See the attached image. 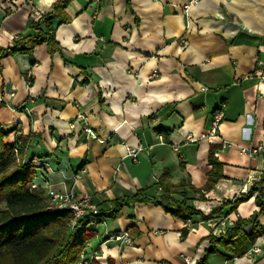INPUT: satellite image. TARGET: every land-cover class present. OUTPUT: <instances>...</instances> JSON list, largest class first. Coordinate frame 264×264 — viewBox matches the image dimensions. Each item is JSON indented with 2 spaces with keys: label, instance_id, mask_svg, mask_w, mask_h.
<instances>
[{
  "label": "crops",
  "instance_id": "crops-1",
  "mask_svg": "<svg viewBox=\"0 0 264 264\" xmlns=\"http://www.w3.org/2000/svg\"><path fill=\"white\" fill-rule=\"evenodd\" d=\"M57 1L0 0V49L37 35L31 22ZM67 13L72 22L57 29L63 54L51 57L43 44L0 59V124L14 131L8 143L33 136L28 157L39 163L36 183L57 192L74 188L109 209L139 189L159 196L160 178L169 173L172 183L195 187L186 188L188 202L205 215L251 189L237 210L219 216L234 224L260 211L264 0H74ZM218 111L224 116L210 137ZM158 129L169 131L168 139ZM211 147L224 178L207 190ZM192 221L188 226L161 207L135 204L97 228L104 239L128 231L133 245L99 235L94 247L110 243L116 264H186V257L197 264L211 248L216 221L198 215ZM258 221L262 235L253 244L245 238L254 228L245 226L242 244L218 246L209 264H264V214Z\"/></svg>",
  "mask_w": 264,
  "mask_h": 264
},
{
  "label": "trees",
  "instance_id": "trees-1",
  "mask_svg": "<svg viewBox=\"0 0 264 264\" xmlns=\"http://www.w3.org/2000/svg\"><path fill=\"white\" fill-rule=\"evenodd\" d=\"M73 1L55 2L51 13L31 22L30 27L37 32V35L20 37L12 46L1 48L0 59L19 52L32 54L35 47L43 44L47 46L51 57L58 53L63 54L57 40V29L62 24L72 22L67 9ZM127 1L129 3V0ZM82 72L88 74L85 70ZM88 82L89 80L84 76L81 83L88 84ZM12 132H14L12 129L0 124V264H78L80 261L81 264H99L95 258L91 259L88 245L95 239L97 227L107 221L119 219L125 207L152 204L186 223L197 215L203 221H211L220 217L223 212L226 213L227 208L229 211L237 210L239 204L253 192L251 189L244 198L234 202H224L214 208L209 215H205L188 202L186 188L196 190L195 187L185 181L174 184L170 180V174L164 173L159 181V196L149 197L146 194L147 188L139 189L132 195L114 199L109 209H105L102 204H96L99 209L97 214L85 215L74 223L71 209L57 208L49 211L51 208L49 200L34 188L37 184L39 163L34 156L28 157L33 136L20 135L14 143H8L6 138ZM158 133L164 134L167 139L170 136V132L164 129H158ZM209 165L212 166V170L209 172L207 190L224 178L223 165L215 157L213 147L209 152ZM258 184L264 185V169ZM177 194L184 198L177 199L175 197ZM200 199L206 200L203 196ZM257 204L261 210L250 218H239L234 224L227 226L225 233L211 236V248L206 251L202 259L197 261V264H209L210 257L220 252L218 246L226 250L239 247L244 238V227L248 225L253 226L254 233L245 239L253 244L262 235L258 217L264 214V205L260 198H257ZM188 233L189 230L185 228L182 237L185 238ZM107 264L114 262L108 259Z\"/></svg>",
  "mask_w": 264,
  "mask_h": 264
},
{
  "label": "built area",
  "instance_id": "built-area-1",
  "mask_svg": "<svg viewBox=\"0 0 264 264\" xmlns=\"http://www.w3.org/2000/svg\"><path fill=\"white\" fill-rule=\"evenodd\" d=\"M258 76L264 80V64L261 65L260 69H258ZM206 88H202V91H206ZM224 112L223 111H218L215 115V119L213 121L212 128L210 129V137H216L218 135V128L220 125L221 120L223 119ZM86 133L87 135L98 139L96 136L95 132L93 129L87 127L86 128ZM224 144V142L222 141ZM262 148L257 149V150H252L251 153L254 156L258 152H260ZM129 156L137 157V150L136 148H129ZM40 187L38 184L34 185V188ZM50 198L53 199L51 203V208L49 211H53L54 209H71V211L74 214V223L76 222L77 219L84 217L85 215L88 214H97L99 212V209L96 204L90 200L88 196H85L84 198L80 199L76 195L74 191H70L69 193H59L55 191H50ZM50 199V200H51ZM211 221H216L215 223V230H214V235L215 236H220L222 233H225L227 226L232 225L230 221L227 223L225 222V219L223 217H216L215 219ZM210 222V221H209ZM221 223L220 228L218 227V224ZM192 221H188V226L192 225ZM109 241H115L121 243V245L125 246H131L133 245V239L131 238L130 234L128 231H121L119 234H116L114 236H110ZM107 242L102 244V250L103 251V246L106 245ZM258 252V247H254L251 251L250 254H254ZM98 256V255H97ZM186 264H191L192 263V258L186 257L185 258ZM108 263V262H107ZM106 263V264H107ZM165 264V263H163Z\"/></svg>",
  "mask_w": 264,
  "mask_h": 264
},
{
  "label": "rangeland",
  "instance_id": "rangeland-1",
  "mask_svg": "<svg viewBox=\"0 0 264 264\" xmlns=\"http://www.w3.org/2000/svg\"><path fill=\"white\" fill-rule=\"evenodd\" d=\"M40 189H44V190H40ZM37 191H39V192H42L43 193V195H44V197L45 198H47L48 200H49V203H50V206H51V203H53L52 202V200L53 199H51V198H49L50 197V191H52V188H50V186H43L42 188L40 187H37ZM54 191V190H53ZM70 191H74L75 193H76V191H75V189L73 188V189H69V190H66V191H63V192H59V193H69ZM55 192H57V191H55ZM76 195L78 196V197H80V199H82V198H84L85 196H88L89 198H90V200H92V202L94 203V197L93 196H91V195H89V194H85V195H80V194H78V193H76ZM93 197V198H92ZM51 199V200H50ZM94 204H96V203H94ZM115 223V221H112V222H110V224H114ZM106 223H104L103 225H100V227L98 228V230L99 231H103V227H104V225H105ZM103 226V227H102ZM112 227H114V225L112 226ZM96 231L98 234L97 235H95V238H96V236H99L100 235V232L99 231ZM107 231H105V233H106ZM101 236V238H103L102 237V235H100ZM108 238V240H109V237H107ZM107 238H103L104 240H106ZM94 240H96V239H94ZM94 240H92L91 242L92 243H89V245H88V251H90V257H91V259H93V258H95L97 261H99V264H106L107 262H108V259H114V258H112V256H110V255H108V256H106V252L105 251H101L102 250V244H103V242H99L100 243V245L98 246V248H96V249H93V247L94 246H96L97 245V241H94ZM110 242V241H109ZM98 243V244H99ZM112 243H115V241H113ZM92 245V246H91ZM106 245H107V243H106ZM108 246H109V248H110V243L108 244ZM104 247V246H103ZM95 251H97V252H95ZM98 255V256H97ZM81 257H83V256H81ZM81 259V258H80ZM115 260H113V262H114ZM111 263V262H110ZM78 264H81V261H80V263H78ZM83 264H85V263H83ZM114 264H116L115 262H114Z\"/></svg>",
  "mask_w": 264,
  "mask_h": 264
},
{
  "label": "bare ground",
  "instance_id": "bare-ground-1",
  "mask_svg": "<svg viewBox=\"0 0 264 264\" xmlns=\"http://www.w3.org/2000/svg\"><path fill=\"white\" fill-rule=\"evenodd\" d=\"M103 251L106 252V256L108 255L113 256V257L118 256V251L116 249H110L109 247H107V245H104Z\"/></svg>",
  "mask_w": 264,
  "mask_h": 264
}]
</instances>
